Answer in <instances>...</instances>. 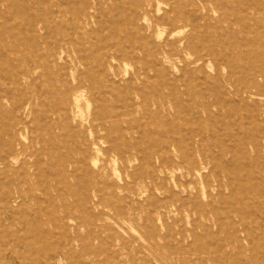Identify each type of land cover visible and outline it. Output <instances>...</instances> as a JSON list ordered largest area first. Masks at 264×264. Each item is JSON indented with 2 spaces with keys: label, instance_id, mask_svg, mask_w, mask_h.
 Instances as JSON below:
<instances>
[{
  "label": "rangeland",
  "instance_id": "374dc122",
  "mask_svg": "<svg viewBox=\"0 0 264 264\" xmlns=\"http://www.w3.org/2000/svg\"><path fill=\"white\" fill-rule=\"evenodd\" d=\"M145 2L0 0V264H264V0Z\"/></svg>",
  "mask_w": 264,
  "mask_h": 264
},
{
  "label": "bare ground",
  "instance_id": "6f19581e",
  "mask_svg": "<svg viewBox=\"0 0 264 264\" xmlns=\"http://www.w3.org/2000/svg\"><path fill=\"white\" fill-rule=\"evenodd\" d=\"M42 1V0H41ZM68 1V0H67ZM156 2V0H146V4H141L140 5V9H141V11H145L144 9H146V10H149V11H151L152 12V10H153V7H152V3L151 2ZM238 2V1H237ZM157 3V9L159 8V2H156ZM239 4L241 3L240 1L238 2ZM56 4V3H55ZM54 4V5H55ZM36 6V5H35ZM96 6V5H95ZM42 7V6H41ZM48 7V6H47ZM42 9V8H41ZM49 9V8H48ZM57 10V9H56ZM168 10V9H167ZM208 10V9H207ZM24 11V10H23ZM37 11H38V9H37ZM183 11H184V9H183ZM61 12V11H60ZM148 13V12H147ZM179 15V14H178ZM178 15L174 12V11H172V10H170V12L167 14V12L165 13V15L162 17H156V20H155V22L153 23V25H152V27H150V30H152V31H154V29H156V28H159V27H162V28H164L163 27V25H165L164 23H162L161 21H163V22H166V21H170L171 23H172V25H175L176 23L178 24L180 21V19L178 18ZM238 16V15H237ZM186 17V16H185ZM69 18V17H68ZM239 18H240V20H242V17H240L239 16ZM50 19V18H49ZM238 18H236V20H237ZM247 19H249V17L247 18ZM64 20V19H63ZM243 21V20H242ZM38 22H39V20H38ZM68 24H69V22H68ZM35 25H32V28H31V30L33 31L34 29H35ZM61 27V26H60ZM186 27V23H183V25L181 26V29H184ZM191 27H194V25L193 26H191ZM22 28V27H21ZM69 28V27H68ZM177 30H178V28H177ZM27 32V31H26ZM250 36V35H249ZM248 38V40H249V43L250 44H257L256 42H257V40H259V41H262V37H260V36H257V37H247ZM35 39V38H34ZM241 39V38H240ZM192 42V41H191ZM190 42V39H188L187 37H182L180 40H177V43H179V44H181L182 45V47H183V50L184 51H186L185 53H186V55L188 56V57H191L192 58V60H191V64H194V63H200V62H204V59H203V57L201 58V57H199L198 56V51L197 50H194V51H192V49L194 48L192 45H193V43H191ZM35 44V43H34ZM90 44V43H89ZM21 45V44H20ZM167 45V43L165 42V46ZM81 46H82V43H81ZM103 46V45H102ZM33 48V47H32ZM82 49V48H81ZM39 50V49H38ZM75 51H77V50H75ZM79 51H81V50H79ZM83 51V50H82ZM126 52H128V51H126ZM92 53V52H91ZM116 53V54H115ZM117 53H119L120 55L119 56H121V57H123V56H127V54H122L121 53V51L120 50H116L115 52H113V58H117ZM89 54V53H88ZM87 54V55H88ZM197 54V55H196ZM252 56V55H251ZM24 57V56H23ZM128 57V56H127ZM246 58V57H245ZM36 61V60H35ZM22 63L25 65V66H29L30 65V61L29 60H27L26 59V61H25V59H24V61H22ZM124 64V63H123ZM92 71V70H91ZM113 71V70H112ZM98 72V71H97ZM110 72V71H109ZM259 71H257V73H258ZM115 73V72H114ZM264 71H262V72H259L257 75H253V78L251 79V81H250V83L249 84H247L245 87H243V89L242 90H239L240 92H238L237 94V97H239V98H241V100L243 101L244 99H246V100H249V99H252V98H255V97H264V91L263 90H260L263 86L258 82V81H261V82H263V84H264ZM146 74V73H145ZM149 77V76H148ZM152 77V76H151ZM94 78V77H93ZM102 80V79H101ZM175 82V81H174ZM166 83V82H165ZM110 84V83H109ZM156 85H157V83H156ZM169 85H170V82H169ZM237 86V85H236ZM109 87H110V85H109ZM213 87V86H212ZM217 87V86H216ZM82 87H81V85H77L75 88H74V93L73 94H75V93H77V91L79 90V89H81ZM125 88V87H124ZM129 91V90H128ZM130 94H131V92H129ZM99 94V93H98ZM129 94V95H130ZM139 101V100H138ZM88 105H89V103H88ZM176 105V104H175ZM133 106V105H132ZM88 107V106H87ZM86 107V108H87ZM121 107V106H120ZM219 107V106H218ZM116 108V107H115ZM152 108V107H151ZM94 109V108H93ZM149 111V110H148ZM159 111V110H158ZM161 112V111H160ZM167 112V111H166ZM185 112V111H184ZM195 112V111H194ZM196 113V112H195ZM181 115V114H180ZM188 115V114H187ZM191 115V114H190ZM179 116V115H178ZM258 116L261 118V119H264V112H262V113H259L258 114ZM198 117V116H197ZM211 119V118H210ZM261 119H259V120H261ZM151 120V119H150ZM167 120V119H166ZM171 120H172V118H171ZM169 124V123H168ZM118 125V124H117ZM169 126V125H168ZM175 126V125H174ZM90 128H91V130L93 131V132H95V134L97 135V133L99 132V131H101V125L100 124H98V125H95V126H90ZM120 128H122V127H120ZM111 129V128H110ZM237 129V128H236ZM112 130V129H111ZM129 130H132L131 128L129 129ZM140 131V130H139ZM193 131V130H192ZM222 131V130H221ZM220 134V133H219ZM201 136L200 135H198V134H192V133H184L183 134V136L181 137V138H178L177 139V141H173V144H172V149H173V152L175 153V154H178V155H176L177 157L178 156H181L182 154H181V146H179V145H181V142L182 141H187V142H190L191 144L193 143V142H195L197 139H199ZM261 138V137H260ZM98 139H101L99 136H95V138H93V140H91V142H90V140H87V145L89 146V148H91L90 146H95V144H96V142H94V141H96V140H98ZM264 140V138H261V140ZM198 141V140H197ZM133 143V142H132ZM142 146V145H141ZM98 152H100L101 150H97ZM145 151V150H144ZM234 157H235V155H233ZM144 157V156H143ZM179 159H180V157H178ZM240 158V157H239ZM238 159V158H237ZM241 159V158H240ZM239 161V160H238ZM264 161V160H263ZM240 163V162H239ZM151 164V163H150ZM93 165V164H92ZM147 165H149V164H147ZM248 165V164H247ZM236 166V165H235ZM170 170V169H169ZM159 172H162V173H164L163 172V167L162 166H160V169H159ZM170 172L173 174V171H171L170 170ZM218 174V173H217ZM46 175V174H45ZM187 176H189V178H190V176H191V171L190 170H188V172H187ZM229 176H230V174H229ZM230 179V178H229ZM219 182V181H218ZM262 182V181H261ZM231 183V182H230ZM84 184V183H83ZM156 187V186H155ZM152 193H153V191H152ZM261 195H262V197H264V190L261 192ZM36 196V195H35ZM260 199V198H259ZM256 205V204H255ZM256 207H257V205H256ZM205 214V213H204ZM204 219H205V217H204ZM216 230V229H215ZM173 236V235H172ZM217 236V235H216ZM255 244V243H254ZM189 245V244H188ZM253 246H257V245H253ZM259 246V245H258ZM257 248V247H256ZM256 248H252V251H258V249L260 248V246L256 249ZM250 255V254H249ZM253 256V255H252ZM249 257H251V255L249 256ZM254 257L255 256H253V260H254ZM249 259V258H248ZM251 259V258H250ZM250 261V260H249ZM247 262H248V260H247ZM246 261L245 262H243L244 264H248ZM234 263V262H233ZM232 262H231V264H233ZM243 263H236V264H243ZM250 263L251 264H254V262L251 260L250 261Z\"/></svg>",
  "mask_w": 264,
  "mask_h": 264
}]
</instances>
